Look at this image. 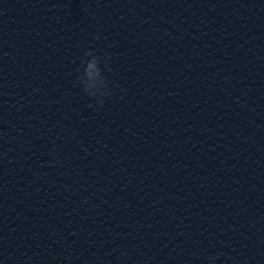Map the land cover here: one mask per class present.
Masks as SVG:
<instances>
[{
	"label": "water",
	"instance_id": "obj_1",
	"mask_svg": "<svg viewBox=\"0 0 264 264\" xmlns=\"http://www.w3.org/2000/svg\"><path fill=\"white\" fill-rule=\"evenodd\" d=\"M13 1L77 62L107 53L109 85L192 146L264 226V0Z\"/></svg>",
	"mask_w": 264,
	"mask_h": 264
},
{
	"label": "clouds",
	"instance_id": "obj_2",
	"mask_svg": "<svg viewBox=\"0 0 264 264\" xmlns=\"http://www.w3.org/2000/svg\"><path fill=\"white\" fill-rule=\"evenodd\" d=\"M98 50L85 49L83 55L80 58V65L77 67L76 71L78 73L77 81L82 90L89 97L95 99L96 103L102 106L106 98L109 97V81L103 74L104 70L101 68L102 61L107 57V53L94 54ZM88 59H85V58ZM107 68V64L104 65ZM81 68L83 71H81ZM214 257H208L209 264H213Z\"/></svg>",
	"mask_w": 264,
	"mask_h": 264
}]
</instances>
